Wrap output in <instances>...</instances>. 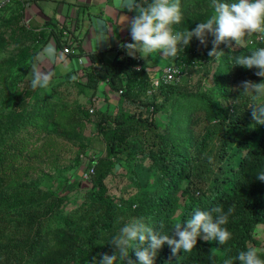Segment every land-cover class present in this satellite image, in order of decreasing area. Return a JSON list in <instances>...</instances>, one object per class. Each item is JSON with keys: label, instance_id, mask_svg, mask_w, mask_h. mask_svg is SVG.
Masks as SVG:
<instances>
[{"label": "trees", "instance_id": "16d2710c", "mask_svg": "<svg viewBox=\"0 0 264 264\" xmlns=\"http://www.w3.org/2000/svg\"><path fill=\"white\" fill-rule=\"evenodd\" d=\"M28 1H14L19 11L7 24H19L22 54L32 64L35 56L28 43L41 44L44 37L42 32L33 36L30 25L21 23L25 21L23 12ZM203 1L210 6V0ZM137 3L146 6L145 0H137ZM208 11L212 12L211 7ZM15 28H10L12 33ZM213 41L214 36L208 33L201 45L188 44L181 62L177 61L178 65L182 62L187 65L190 73L189 69L194 66L209 64L217 58L209 55L213 48L223 53L220 60L224 67L212 72L214 84L207 90L185 88L183 75L178 81L161 83L151 95L152 99L146 100L143 97L151 86L149 74L145 69H137L135 58L123 48L109 62H104L101 51L88 54L89 65L79 69L90 68L86 71L87 81L82 85V92L98 91L104 84L119 93L116 111L101 113L97 122L98 132L105 142L103 159L112 166L125 162L124 169L136 187L128 200L120 199L125 205L119 212H116L118 198L103 196L100 183L107 170L93 158L88 161L95 173V179L90 181L92 192L77 211L63 209L68 201L65 195L55 198L52 192L37 185L19 183L24 173L39 165L38 156L47 154V147L56 145L48 136H44L37 148L28 144L34 141V131L49 132L59 126L50 118L54 110L62 106L54 103L55 85L46 95L39 86L34 93L27 90L22 95L14 92L0 98V107L8 98L12 101L5 112H0V244L7 239L5 245L10 252H7L6 264H100L104 254L114 255V264H138L135 251L146 248L149 241H137L127 256H122L113 242L126 216L142 220L158 236L167 234L178 240L176 233L187 227V221L196 210L208 211L214 220L219 215H229L225 227L232 233L231 239L221 245L215 239H205L206 234L200 230L190 252L180 249L173 254L165 243L157 251L154 264H223L226 256L234 258L240 250L261 244L255 230L264 224V182L257 179L256 173L264 169V124H259L252 116L253 110L259 115L260 100L253 98L256 93L246 90L244 82L257 83L262 78L255 75L258 71L255 66L247 69L233 64V59L264 46V36L251 40V45L240 51L231 46L236 41L215 45ZM30 65L23 74L29 72ZM181 69L184 73L185 68ZM76 71L63 79L76 77ZM51 75L48 80L55 79ZM31 99L34 102H29ZM125 102L135 106L137 111L124 108ZM169 110L166 122L172 123L165 129L161 117H167ZM57 114L63 113L57 111ZM134 136L139 142L130 139ZM143 140L148 143V149L143 148ZM144 159L149 161L148 165L133 166ZM67 187L74 188L72 184ZM39 203L42 204L40 214L32 209ZM26 207L32 212H26ZM216 207L222 211L216 213ZM12 210L17 211V219L10 226L8 218ZM177 222L179 228L175 227ZM6 232L12 235L5 239ZM50 232H62V236L58 248L51 243L44 251ZM20 234H24L21 239ZM72 238L77 241L68 246L66 243ZM50 247L56 256L47 259ZM259 252L264 256V251ZM234 264L240 262L234 260Z\"/></svg>", "mask_w": 264, "mask_h": 264}, {"label": "rangeland", "instance_id": "374dc122", "mask_svg": "<svg viewBox=\"0 0 264 264\" xmlns=\"http://www.w3.org/2000/svg\"><path fill=\"white\" fill-rule=\"evenodd\" d=\"M181 3L184 18L180 25L173 26L175 30L191 31L200 21H203L211 14L208 11L210 10V6L203 0H181ZM18 11L19 6L17 2H9L0 11V98H3L5 94L9 95L14 92H19V94L22 95L27 90H31L34 93L40 86V84L37 83V86L33 87V81L36 79V75L40 74L41 76L46 75L48 77L45 71L41 69V72L39 71L36 57L32 64L28 58L24 59L22 54L23 47L20 43L22 41V30H19V24L13 22L11 25L7 24L8 20L16 18ZM21 23L23 26H27L25 21ZM11 27H17L14 33L11 31ZM206 36H208V33ZM261 37L263 36L259 33H250L241 37L239 42L236 41L231 43V46L240 51L251 45V40H259ZM196 42H198V45L202 44L200 40L193 36L189 45H194ZM28 45L31 46L29 47L30 52H32L33 56H36V49H38L37 43L34 45V43L30 42ZM187 46L188 45H179L178 47L182 48V51L178 52L174 57L164 56L161 51H158L157 53L159 54L160 52L162 58L157 54V58L152 60L156 62L151 63L152 61H149L148 64H143L141 59L136 58L138 56L135 55V60L137 62L135 66L140 65L137 69H145L149 74L150 80L151 77L155 75V72H158L159 67L161 68L164 64H178L177 61L181 62L186 53ZM198 47L200 48V46ZM33 51H36L35 55ZM14 61L15 63H13ZM143 61L146 62L145 59H143ZM27 65H30L29 72L23 74ZM88 65L89 61L86 60V65H80V67ZM181 66L185 68L184 80L182 82L185 88L192 90H207L214 84L212 72L219 68L222 70L224 64L220 59L217 60V58H215L209 64L201 63L194 66L192 69H189L190 73L187 70V65L182 62ZM205 70L207 73H204ZM86 71H90V68L78 72L76 77L72 76L68 79L55 77V79L48 80V84L43 87L44 90L42 93L46 95L51 92L52 85L57 86V97H55L54 103H57V106L61 105L62 108L60 110H54L50 121H56V124H59V126H55V128L49 132L45 129L34 131V141L30 142L28 145L37 148L43 142L44 136L50 137V140L52 139L51 142H56V145L47 147V154L45 153L42 156H38L39 160H41L38 163L39 165H35V168L30 170L27 174L24 173L20 177L19 183L37 185L44 190L52 192L55 198H60L59 196L65 195L66 197L64 198H67L68 201L67 204L63 205V209L65 211H77L79 205L85 202L92 192V184L90 181L95 179V173H91L89 177H85L84 174L87 169L92 168V166L88 164V161L90 158H93L99 162L98 164L101 163L104 167V171L107 170V173L100 183L102 190H104L103 196H109L111 198L115 196L116 199L118 198L117 200L119 201L116 208L119 210L116 212H119L125 205L120 203V199L128 200L129 197L136 192V187L131 176L128 175L127 170L124 169L126 167L125 162L112 166L107 160L103 159L105 155V142L97 129V122L100 119L101 113L113 114L116 111V102L119 99V93L112 91L104 84L98 87V91L94 92L93 89H89L82 92V85L86 84L87 81ZM73 77H75V79H73ZM147 90L143 98L151 100L152 98L150 97L152 94H147ZM29 102H34V100L31 99ZM11 103V98H8L5 104L0 107V112H5V110L11 106ZM124 108L137 111L135 106L133 107L126 102ZM90 109H92V111H90ZM57 111H61L63 114L58 115ZM169 113H171V110L167 113V117L165 115L161 117V120L165 122L162 126L165 129L172 123L166 122L169 118ZM61 121H63V124ZM130 139L133 140L134 143L139 142L136 136H134V139ZM143 142V148L148 149V143L145 140H143ZM139 156L140 154L137 155L138 158ZM142 164L148 165L149 161L146 159L139 160L137 163L133 164V166H141ZM67 184H72L74 188L69 189ZM72 199H75V201L71 202ZM41 205V203L35 204L32 209H35L36 213L40 214ZM24 209L26 212H32L30 207ZM16 215L17 211H10L8 218L10 226L15 224L17 219ZM136 220H138L137 217H125V223ZM44 221L46 222L47 220ZM11 235L10 232H6L5 239ZM47 236L49 238L45 243L46 247H44V251L47 250L48 244L51 243L54 248H58L57 245H59V238L62 236V232H50ZM255 236L261 241V244L256 246V248L260 251H264V224L257 226ZM23 237L24 234L18 236L20 239ZM6 240L0 244V264H6L7 255L10 252V248L5 245ZM73 241L76 242L77 239L72 238L71 241L69 240L66 244L69 246ZM7 249H9V251ZM55 256L56 252L50 247L45 258L51 259ZM42 264L45 263L43 262Z\"/></svg>", "mask_w": 264, "mask_h": 264}, {"label": "clouds", "instance_id": "9594fccd", "mask_svg": "<svg viewBox=\"0 0 264 264\" xmlns=\"http://www.w3.org/2000/svg\"><path fill=\"white\" fill-rule=\"evenodd\" d=\"M145 3L146 6H141L137 0H115L117 8L128 10L135 8L137 12L130 23L133 42L121 45L129 56L134 57L138 50L142 56L152 54L154 57L158 51H161L164 56L174 57L182 51L179 45H188L193 36L203 43L207 33L214 36V45L229 40L239 42L241 37L250 33H259L264 36V0H210L211 14L191 31L173 28L174 25H180L184 18L181 0H145ZM105 28L104 20L98 19L96 29L99 40H104ZM44 55L54 58L56 55L54 46H45ZM209 55H215L219 60L223 53L216 52L213 48ZM40 58L43 59V56ZM233 64L247 69L255 66L258 69L255 75L262 78L260 82L245 81L244 87L246 90L254 91L256 95L253 98L260 100L259 115L256 110H253L252 116L259 124H264V46L255 47L250 54L235 57ZM37 83L41 87L46 86L48 77L37 74L33 87H36ZM256 175L259 181L264 182V169L258 171ZM214 211L220 213L222 209L216 207ZM228 218L229 215H219L214 220L208 211L196 210L187 221V227L176 233L178 240L169 238L167 234L158 236L142 220H136L123 224L118 231V236L113 237V242L120 249L121 255L127 256L129 249L136 247L137 241L140 243L149 241L143 250L137 248L135 255L138 258V264H154L157 251L165 243L171 247L173 254L180 249L190 252L197 242L200 230L206 234L205 239H215L221 245L226 244L232 237V233L225 227ZM175 227H180L178 222L175 223ZM114 260V255L104 254L100 264H114ZM234 260H238L240 264H264V256L254 247L240 250L234 258L226 256L223 264H234Z\"/></svg>", "mask_w": 264, "mask_h": 264}, {"label": "crops", "instance_id": "0c3cea01", "mask_svg": "<svg viewBox=\"0 0 264 264\" xmlns=\"http://www.w3.org/2000/svg\"><path fill=\"white\" fill-rule=\"evenodd\" d=\"M135 15H137L135 8L132 10L117 8L115 0H29L23 12L25 24L30 25L33 36L42 32L44 37L43 43L37 44L35 57L39 71H45L48 78L51 74L54 78H63L76 70L81 72L78 59L82 58L84 62L82 65H86L88 54L94 52L101 51L104 62L113 61L118 50L122 49V44L132 43L130 23ZM98 19L105 22L104 40L98 39L99 33L96 29ZM63 30L70 31L74 37L76 42L73 46L74 53L65 54L62 51ZM47 45H52L56 49L54 58L44 55V47ZM157 54L154 57L152 54L142 56L137 50L136 58H140L143 64H148L157 58ZM158 55L162 58L160 52ZM153 62L156 61L151 63Z\"/></svg>", "mask_w": 264, "mask_h": 264}, {"label": "built area", "instance_id": "2783aa9c", "mask_svg": "<svg viewBox=\"0 0 264 264\" xmlns=\"http://www.w3.org/2000/svg\"><path fill=\"white\" fill-rule=\"evenodd\" d=\"M12 1L13 0H2L0 2V9ZM62 35H63L62 40L64 43L63 48H62L63 53L65 54L74 53L72 46H74L76 42L74 41L73 35L68 30H63ZM78 63L82 65L84 63L83 59L79 58ZM139 67L140 65L136 66V68H139ZM181 68H182L181 65H178L175 63H168V64L163 65L158 71V73L151 77L150 79L151 86L147 90V94L149 95L153 94L154 91L158 89L161 83L167 84V83L174 82L176 80L178 81L179 79H181L184 75ZM90 111H92V109H90ZM91 173H93V168L87 169L84 176L89 177Z\"/></svg>", "mask_w": 264, "mask_h": 264}, {"label": "water", "instance_id": "95a60500", "mask_svg": "<svg viewBox=\"0 0 264 264\" xmlns=\"http://www.w3.org/2000/svg\"><path fill=\"white\" fill-rule=\"evenodd\" d=\"M2 0H0V2H1Z\"/></svg>", "mask_w": 264, "mask_h": 264}]
</instances>
